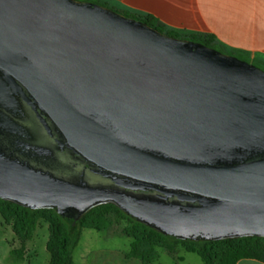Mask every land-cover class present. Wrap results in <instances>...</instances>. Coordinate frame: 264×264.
Segmentation results:
<instances>
[{
    "label": "water",
    "instance_id": "1",
    "mask_svg": "<svg viewBox=\"0 0 264 264\" xmlns=\"http://www.w3.org/2000/svg\"><path fill=\"white\" fill-rule=\"evenodd\" d=\"M0 199L264 238V71L93 1L0 0Z\"/></svg>",
    "mask_w": 264,
    "mask_h": 264
},
{
    "label": "trees",
    "instance_id": "2",
    "mask_svg": "<svg viewBox=\"0 0 264 264\" xmlns=\"http://www.w3.org/2000/svg\"><path fill=\"white\" fill-rule=\"evenodd\" d=\"M96 2L107 6L104 2ZM120 13L136 18L164 34L178 37L166 32L162 25L151 16L136 17L124 12ZM182 38L212 48L215 46L211 37L188 36ZM235 55L245 57L241 53ZM0 217L5 223H9L13 217H16L15 233L20 247L9 250L7 262L10 264L22 263L26 260L25 242L33 238L41 219L49 220L54 232L56 251L49 264H73L72 253L79 242L83 229L106 230L113 221L119 222L122 219L128 221V224L122 229L123 234L132 238L130 249L126 255L139 258L144 261V264H150L158 257L156 247H163L168 253L173 254L178 245L183 246L187 252L196 253L203 264H237L241 259H256L254 256H249L248 253L256 249L259 243L264 242L263 237L256 236L218 240H183L169 237L133 219L110 203L96 206L80 218L70 219L59 215L54 209L27 208L0 199Z\"/></svg>",
    "mask_w": 264,
    "mask_h": 264
},
{
    "label": "crops",
    "instance_id": "3",
    "mask_svg": "<svg viewBox=\"0 0 264 264\" xmlns=\"http://www.w3.org/2000/svg\"><path fill=\"white\" fill-rule=\"evenodd\" d=\"M92 1L104 2L115 11L136 17L151 16L166 32L181 38L211 37L214 45L223 51L241 53L249 61L264 66V0ZM7 255L4 256L0 251V264H10ZM237 264L264 262L241 259Z\"/></svg>",
    "mask_w": 264,
    "mask_h": 264
},
{
    "label": "rangeland",
    "instance_id": "4",
    "mask_svg": "<svg viewBox=\"0 0 264 264\" xmlns=\"http://www.w3.org/2000/svg\"><path fill=\"white\" fill-rule=\"evenodd\" d=\"M213 49L233 55L264 71V66L251 62L245 57L225 52L216 46ZM15 223L16 217H13L9 223H5L0 217V251L4 256L10 249L20 247L15 233ZM127 224L128 221L122 219L119 222L113 221L106 230L83 229L79 242L72 253L73 264H144L143 260L126 255L130 249V241H132L131 237L122 232L123 227ZM156 249L158 257L150 264H203L196 253L187 252L181 245L177 246L173 254L168 253L163 247L158 246ZM55 251L52 224L49 220L41 219L33 238L25 242L27 258L24 264H49ZM248 255L264 262V242L259 243L256 249L249 251Z\"/></svg>",
    "mask_w": 264,
    "mask_h": 264
}]
</instances>
